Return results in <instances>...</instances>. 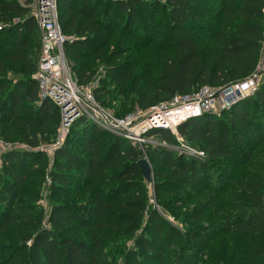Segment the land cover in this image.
Segmentation results:
<instances>
[{
  "label": "trees",
  "instance_id": "1",
  "mask_svg": "<svg viewBox=\"0 0 264 264\" xmlns=\"http://www.w3.org/2000/svg\"><path fill=\"white\" fill-rule=\"evenodd\" d=\"M32 1L0 0V139L28 147L0 149V264H264V83L220 115L179 125L203 159L78 117L52 149L49 212L40 206L50 164L41 146L57 143L62 117L39 99ZM57 3L75 37L65 44L75 80L89 84L104 64L94 95L118 117L244 80L260 59L264 0ZM152 135L177 143L168 129Z\"/></svg>",
  "mask_w": 264,
  "mask_h": 264
},
{
  "label": "built area",
  "instance_id": "2",
  "mask_svg": "<svg viewBox=\"0 0 264 264\" xmlns=\"http://www.w3.org/2000/svg\"><path fill=\"white\" fill-rule=\"evenodd\" d=\"M31 12L41 33V50L34 75L38 81L39 99L51 100L59 107L65 135L72 123L85 115L101 127L142 147L151 141L148 133L152 129H168L178 137V127L187 119L204 112L227 110L241 99L254 94L264 83L263 38L258 64L244 80L220 87L203 85L196 91L177 94L170 100L146 109L137 107L126 116L118 117L96 99L92 89L73 79L66 60L65 44L75 37L67 35L61 28L57 0H33ZM64 134L58 137L52 149L62 144L64 140H61V136ZM179 140L184 141V138L180 136ZM179 152L198 159L207 156L204 150L191 147L182 148Z\"/></svg>",
  "mask_w": 264,
  "mask_h": 264
},
{
  "label": "rangeland",
  "instance_id": "3",
  "mask_svg": "<svg viewBox=\"0 0 264 264\" xmlns=\"http://www.w3.org/2000/svg\"><path fill=\"white\" fill-rule=\"evenodd\" d=\"M3 27V26H2ZM1 27V28H2ZM40 32V30H39ZM68 35V34H67ZM39 36L41 37V33H39ZM71 36V35H70ZM73 36V35H72ZM66 60H67V63L70 65V70L72 71V65H71V62L70 60L67 58L66 56ZM105 66L104 64L101 63V65H99L96 69V72H95V77L93 78V80L87 84V85H84V84H80V85H83L89 89H92V92H94V89L96 88V86L99 85V82L101 80V77L102 76H105L106 74V71H105ZM72 73V72H71ZM12 75H15V73H12ZM72 75V74H71ZM73 76V75H72ZM74 79V77H73ZM107 108V107H106ZM111 112H113V109L111 107L108 108ZM135 111V110H134ZM224 110H221L219 109V112L215 113L217 115H220ZM114 113V112H113ZM105 129V128H104ZM107 130V129H106ZM109 131V130H108ZM111 132V131H110ZM113 133V132H111ZM61 134H64V132L62 131V126L60 124L59 128H58V137L61 135ZM115 134V133H113ZM176 135V134H175ZM66 135H62L61 136V140H65L66 138ZM177 137V136H176ZM179 135L177 137V143L175 144H170V143H167L163 140V138L161 136H151L150 140L151 141H148L146 142L145 145L147 144H150V143H155V144H158V143H161V144H164V145H170V147H172L173 149H176L177 151L181 150L182 148L185 149L187 147H191V148H196V149H200L199 146H191L190 144H188L185 140L184 141H180L179 140ZM144 145V144H143ZM52 147H54V144L52 145H47V144H43L41 146L42 149H46L48 151V155H49V158H50V164L48 166V171H47V174L46 176L44 177V182L42 184V188L41 190L43 191L44 193V197L39 200V204L41 207H43L45 209L46 212H49V209H50V203H49V196H50V190H49V185L51 184V176H50V171H51V166L53 164V158H52ZM12 148H28L25 144L21 143V142H18V141H15V142H10V141H4L3 139H0V149H3L4 151L6 150H9V149H12ZM146 158L148 159V157L146 156ZM149 160V159H148ZM2 166V160H1V157H0V168ZM152 184H150V197H151V202L153 204H155V197H154V189H153V179L151 181ZM156 205V204H155ZM215 244V242H213ZM224 242H221V243H217V244H213V248H214V253L217 255V256H222L225 254V250H224Z\"/></svg>",
  "mask_w": 264,
  "mask_h": 264
},
{
  "label": "water",
  "instance_id": "4",
  "mask_svg": "<svg viewBox=\"0 0 264 264\" xmlns=\"http://www.w3.org/2000/svg\"><path fill=\"white\" fill-rule=\"evenodd\" d=\"M139 162L142 167V171L144 173L145 178L147 180H152L154 175L150 161L146 157H142Z\"/></svg>",
  "mask_w": 264,
  "mask_h": 264
}]
</instances>
